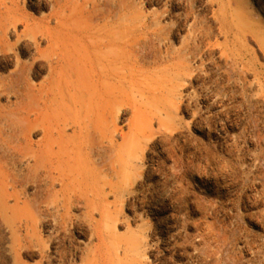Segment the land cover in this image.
Listing matches in <instances>:
<instances>
[{"label": "rangeland", "instance_id": "rangeland-1", "mask_svg": "<svg viewBox=\"0 0 264 264\" xmlns=\"http://www.w3.org/2000/svg\"><path fill=\"white\" fill-rule=\"evenodd\" d=\"M125 1L146 92L119 123L139 110L152 128L128 160L137 176L112 198L123 263L140 237L146 264H264V0ZM10 238L0 221V264H14Z\"/></svg>", "mask_w": 264, "mask_h": 264}, {"label": "bare ground", "instance_id": "bare-ground-1", "mask_svg": "<svg viewBox=\"0 0 264 264\" xmlns=\"http://www.w3.org/2000/svg\"><path fill=\"white\" fill-rule=\"evenodd\" d=\"M111 1L0 0V221L14 264L26 252L36 264H124L112 198L137 176L128 160L152 124L138 110L120 127L146 69L126 1L117 13ZM131 243L130 264H146L144 238Z\"/></svg>", "mask_w": 264, "mask_h": 264}]
</instances>
